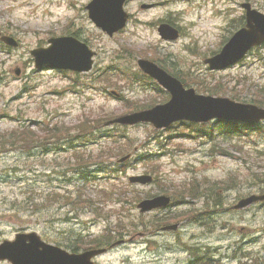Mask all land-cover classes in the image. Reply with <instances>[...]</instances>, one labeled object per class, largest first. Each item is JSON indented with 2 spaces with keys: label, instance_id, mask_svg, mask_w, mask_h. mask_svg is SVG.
<instances>
[{
  "label": "rangeland",
  "instance_id": "obj_1",
  "mask_svg": "<svg viewBox=\"0 0 264 264\" xmlns=\"http://www.w3.org/2000/svg\"><path fill=\"white\" fill-rule=\"evenodd\" d=\"M90 1L0 0V31L21 44L9 49L0 42V243L34 232L79 253L105 237L123 243L108 247L95 264H185L190 246H200L198 256L220 252L218 264H264V204L234 210L241 199L264 193V122L255 131L231 124L215 139L204 135L215 122H180L167 130L147 123L100 126L170 100L136 73L140 59L156 61L198 95L250 102L253 89L264 87V44L221 72L204 60L220 52L243 17L246 22L242 4L264 13V0H129L132 17L112 37L89 20ZM170 21L181 36L168 42L158 27ZM65 35L96 53L90 72L35 67L30 51ZM52 129L55 135L46 137ZM89 130L97 135L84 136ZM126 155L128 164L119 163ZM100 159L122 172L104 174ZM141 175L152 176L153 184L130 182ZM158 194L173 204L141 214L138 204ZM88 199L93 208L83 206ZM206 219L217 220L203 225ZM176 224L169 236L157 232Z\"/></svg>",
  "mask_w": 264,
  "mask_h": 264
},
{
  "label": "water",
  "instance_id": "obj_2",
  "mask_svg": "<svg viewBox=\"0 0 264 264\" xmlns=\"http://www.w3.org/2000/svg\"><path fill=\"white\" fill-rule=\"evenodd\" d=\"M126 2L127 0H92L86 9L90 20L112 37L123 30L130 19V14L125 10ZM153 6V4H143L141 8L146 10ZM242 8L245 11V26L235 32L219 53L204 60V64L212 71H221L239 63L253 48L264 43V13L255 9L250 2L243 3ZM158 32L166 41L177 40L180 36L179 30L168 23H162ZM0 40L13 48L19 46L18 41L12 36L0 35ZM48 43L46 47L30 51L38 70L56 69L88 73L93 69V57L96 54L78 38L59 36L49 39ZM137 65L141 72L156 80L170 93L171 99L150 109L115 118L107 122V125L135 126L148 123L156 130H167L174 123L183 121L206 123L222 119L249 124L264 121V108L239 103L229 98L198 95L193 88L187 89L178 78L150 60L140 59ZM20 73V69L15 70L17 76ZM1 79L0 73V81ZM128 158L129 156L124 157L120 162ZM130 182L147 185L153 182V177L132 176ZM260 201H264V194L244 198L235 208L243 209ZM170 204L169 196L158 195L144 199L137 207L141 214H146L157 209H165ZM178 227V224L171 225L164 230H177ZM106 252L107 249H89L81 253H70L43 242L34 232L19 233L15 240H4L0 244V261H9L11 264H95L93 259Z\"/></svg>",
  "mask_w": 264,
  "mask_h": 264
},
{
  "label": "trees",
  "instance_id": "obj_3",
  "mask_svg": "<svg viewBox=\"0 0 264 264\" xmlns=\"http://www.w3.org/2000/svg\"><path fill=\"white\" fill-rule=\"evenodd\" d=\"M132 17V16H131ZM170 23L172 24V21H170ZM245 25V21H244V17L242 18V21H241V27L242 26H244ZM74 35H77V34H74ZM259 48H255L253 51H255V50H258ZM156 62V61H155ZM139 71V72H138ZM138 71H136V73H142L140 70H138ZM142 78H145L146 80H148V81H150V82H152L153 84H154V86H155V88L158 90V91H162L161 90V88L158 86V84L156 83V82H154L152 79H150L148 76H146V75H144L143 73L140 75ZM176 76V75H175ZM185 85V84H184ZM204 93H206V94H210V95H212V94H214V95H220V94H223L222 92H220V91H218V90H216V89H214V90H210L209 88L208 89H205V88H202L201 89ZM253 91H254V97H253V99L250 101V102H246V101H244L245 103H251V104H255V105H258V106H260V107H264V87H262L261 89L260 88H258L257 87V89L255 88V89H253ZM231 99H233V98H231ZM233 100H235V101H239L240 100V96L239 97H237V96H234V99ZM134 105V104H133ZM133 105L130 107V110H132V111H136V110H138V109H135V108H133ZM148 108V107H147ZM144 109H146V108H144ZM114 118H108V119H106V120H104V122L100 125L101 127H103V125H104V123L106 124V122H109L110 120H113ZM208 124H210V123H208ZM233 125V126H238V125H240V124H243V123H236V122H226V121H218V123H215V126H214V128L211 130V132H207V133H204V135H208V136H210L212 139H215V135H217V136H220V135H223L224 133V131H225V129L227 128V127H229L230 125ZM184 125H188V126H196V125H194V124H184ZM204 125H206V124H204ZM99 126V127H100ZM116 126H118V125H112V126H108V127H113V129H115L116 128ZM178 126V125H177ZM244 126H246V127H248L249 126V128H252V130L253 131H255V130H257V129H259V130H261V127H260V124H255V125H251V124H245ZM216 127H221V129L219 130V132L216 134L215 133V128ZM104 128V127H103ZM235 128H237V127H235ZM192 131H194V132H197V133H200V128H194ZM222 131V132H221ZM51 135H55V129H52V130H48V133L46 134V137H49V136H51ZM83 135L84 136H86V137H93V136H95V135H97L96 133H95V130H93V131H88V132H86V133H83ZM200 136V135H199ZM56 138H58L57 136H54L53 137V139H56ZM57 141H59V142H65V139H61V140H57ZM69 142H71V139H69ZM65 145V144H64ZM127 156V155H126ZM141 158V157H140ZM140 158H138V160L140 159ZM105 161H107V160H105ZM104 160H102V159H100V162H101V165H105V167L104 168H102L100 171H102L104 174H109V170H111V169H113L112 167H110V166H107L108 164H106V163H104L105 162ZM128 162H129V160H127L124 164H128ZM85 166V164H82V167H84ZM122 170L123 169H121V170H119V169H113V171H114V173L115 174H118L119 172H122ZM124 171H125V169H124ZM262 182H264V179L263 180H261ZM212 192L214 193V195L217 197V198H219L217 195H218V191H217V189H212ZM151 196H148V197H146V198H150ZM59 199H65L64 197H62V198H59ZM59 199H55V200H59ZM219 202H220V200H219ZM62 203H64V205H65V201H63ZM83 206H86V207H89V208H93V204H91L90 203V200L88 199V200H85L83 203ZM82 206V207H83ZM80 207V206H79ZM95 215H97L98 214V209H96L95 208ZM214 222H212L211 221V219H206V220H204V222L202 223L203 225H206V224H213ZM112 239L113 238H105V237H101V238H99L98 240H96L94 243H96L95 244V246H96V248H107L108 249V247H111L112 246ZM63 246H64V248H65V244H63ZM66 249V248H65ZM68 250V249H67ZM72 250V251H71ZM69 251H71V252H77V249L76 248H70V250ZM187 264V263H186ZM189 264V263H188ZM205 264H215L214 263V261H208L207 263H205Z\"/></svg>",
  "mask_w": 264,
  "mask_h": 264
},
{
  "label": "flooded vegetation",
  "instance_id": "obj_4",
  "mask_svg": "<svg viewBox=\"0 0 264 264\" xmlns=\"http://www.w3.org/2000/svg\"><path fill=\"white\" fill-rule=\"evenodd\" d=\"M169 231H171V230L163 231V229H161V230H158L157 232L162 233L165 236H169L172 234V232H169ZM192 249L194 250L193 253L196 254L198 251V246H192ZM191 253H192V251H189V254H191ZM221 254H222V258H224L225 253L222 252ZM219 255H220V252H215V253H213V257H211L209 252H206L205 254L202 255V257L200 258V261H202L203 263H207L208 261H214L215 264H218L221 262ZM193 261L196 264V262L198 261V258L194 257Z\"/></svg>",
  "mask_w": 264,
  "mask_h": 264
}]
</instances>
